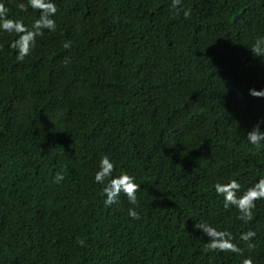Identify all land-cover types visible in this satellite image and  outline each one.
Wrapping results in <instances>:
<instances>
[{
    "label": "trees",
    "instance_id": "obj_1",
    "mask_svg": "<svg viewBox=\"0 0 264 264\" xmlns=\"http://www.w3.org/2000/svg\"><path fill=\"white\" fill-rule=\"evenodd\" d=\"M21 2L0 0L30 27L40 13ZM54 3L56 30L22 62L8 47L17 34L0 29V264H264V200L245 224L215 192L264 178V142L246 139L264 132V96L249 92L264 89L250 49L264 0ZM105 154L113 177L140 184L138 206L123 193L105 206ZM195 223L230 231L243 254L206 251Z\"/></svg>",
    "mask_w": 264,
    "mask_h": 264
},
{
    "label": "clouds",
    "instance_id": "obj_2",
    "mask_svg": "<svg viewBox=\"0 0 264 264\" xmlns=\"http://www.w3.org/2000/svg\"><path fill=\"white\" fill-rule=\"evenodd\" d=\"M29 5L33 10H38L40 13L39 18L35 19L30 27L25 25L22 18H9V9L3 3H0V29L8 33L17 34V37L9 43L8 47L16 52V60L20 62L24 61L25 57L31 54L36 45L37 37H42L45 29L48 31L56 30V21L53 17L57 12V8L54 0H28L27 5L21 2L17 5V8L22 12H27ZM179 5H181V0H172V7L177 8V12L180 11L177 7ZM191 11V8L184 9V17H190ZM70 44V41H65L63 47L67 49L70 47ZM250 49L254 56L264 57V37H258ZM65 63H67V60ZM249 92L252 96H264V89L260 91L250 89ZM246 139L251 145L260 147L262 142H264V132L259 130L258 124L253 125L252 129L247 132ZM114 171L115 164L113 160L107 154L103 155L99 161V168L95 172L94 181L98 184H104L107 180V184L102 189V193L106 197L104 200L105 206L118 203L121 193L127 197L132 205L138 206L136 194L141 189L140 184L135 181L133 175L123 170H121L118 176L113 177ZM63 179V174L57 173L54 182L58 183ZM215 192L223 196L225 209L234 206L239 212L237 219L248 224L254 218L253 209L256 207V201L264 200V178L258 179L242 192L241 184L236 179H232L227 183L217 182L215 184ZM238 193L240 194L238 195ZM128 215L134 220L140 219L139 212L134 208L128 209ZM194 228L202 229L208 236V242L205 244L206 251L243 254L242 249L233 242L234 237L230 231L217 230L207 223H195ZM255 235V231L249 229L241 233L240 238L245 242H249ZM84 243V240L78 241V244L81 246ZM248 246L249 248L255 247L252 243H249ZM242 264H253V260L251 257H247L243 260Z\"/></svg>",
    "mask_w": 264,
    "mask_h": 264
}]
</instances>
